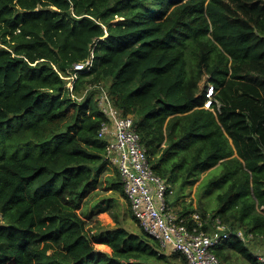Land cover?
<instances>
[{"label":"trees","instance_id":"trees-1","mask_svg":"<svg viewBox=\"0 0 264 264\" xmlns=\"http://www.w3.org/2000/svg\"><path fill=\"white\" fill-rule=\"evenodd\" d=\"M102 92L133 115L172 189L217 168L202 191L222 187L211 211L178 213L230 225L212 249L223 264L228 250L264 264L252 252L264 241V0H0V264H187L131 210L137 232L121 219L87 230L83 203L109 166ZM108 186L125 200L118 171Z\"/></svg>","mask_w":264,"mask_h":264},{"label":"built area","instance_id":"built-area-1","mask_svg":"<svg viewBox=\"0 0 264 264\" xmlns=\"http://www.w3.org/2000/svg\"><path fill=\"white\" fill-rule=\"evenodd\" d=\"M92 60L91 54L73 64L66 83L70 89L79 71L91 68ZM212 92L210 86L206 107L211 103ZM99 103L108 117V121L101 122L97 133L107 142L104 159L118 171L125 200L138 226L158 242L160 250L169 248L184 255L187 264H223L212 249L232 236L230 225L211 213L202 215L193 211L182 216L174 211L168 200L173 189L166 179L153 172L133 115L119 114L105 92L100 94ZM235 235L244 241L253 236L245 235L240 229ZM257 258L264 262V254Z\"/></svg>","mask_w":264,"mask_h":264},{"label":"rangeland","instance_id":"rangeland-1","mask_svg":"<svg viewBox=\"0 0 264 264\" xmlns=\"http://www.w3.org/2000/svg\"><path fill=\"white\" fill-rule=\"evenodd\" d=\"M213 169L197 171L196 181L192 184H187L182 190H180L178 184H175L173 187V193L169 196V201L172 203L171 208L176 212L184 209L194 210L197 209L201 203L206 209V212H210L215 206L216 194L222 189V187L217 184L211 187L208 192L202 193L205 181L215 173V170ZM116 171V168L111 165H109L108 168L105 166V169L98 177L97 186L94 190L90 191L91 193L89 192V196L83 203L82 212L83 215L87 216V230L89 232H95L101 227H114L119 219H121V224L128 230L132 232L138 231V227L134 223L135 221L130 217H127V215H129L128 212L130 211L129 206L126 203L127 201H125L124 198H121L116 190L109 189L108 179L114 177ZM106 199L110 200L107 201ZM258 246L264 248V241ZM258 246L253 248V250L259 249ZM166 249H164L165 255H172L171 250H168L169 248ZM225 264L251 263L239 253L233 250H228L227 261Z\"/></svg>","mask_w":264,"mask_h":264},{"label":"crops","instance_id":"crops-1","mask_svg":"<svg viewBox=\"0 0 264 264\" xmlns=\"http://www.w3.org/2000/svg\"><path fill=\"white\" fill-rule=\"evenodd\" d=\"M259 247V246H258ZM264 248H262V247H259V249L258 250H256L255 252H254V254H255V257L257 258V255H263L264 254V250H263ZM167 250V249H166ZM168 250H171V249H168ZM171 252H173V250H171ZM162 253L163 254H165V251L163 250L162 251ZM258 259V258H257ZM259 260V259H258ZM248 261V260H247ZM260 261V260H259ZM262 262V261H261ZM159 264H175V263H159Z\"/></svg>","mask_w":264,"mask_h":264},{"label":"clouds","instance_id":"clouds-1","mask_svg":"<svg viewBox=\"0 0 264 264\" xmlns=\"http://www.w3.org/2000/svg\"><path fill=\"white\" fill-rule=\"evenodd\" d=\"M210 86H212V85H209L208 87H207V90H206V94L208 93V90H209V88H210ZM213 88V87H212ZM212 97H213V92H212V95H211V101H212ZM207 99H208V96L206 95V100H205V102L207 101ZM204 102V103H205ZM211 104V103H210ZM210 104H209V106H210ZM205 106V105H204ZM209 106H207V107H209ZM206 107V106H205Z\"/></svg>","mask_w":264,"mask_h":264}]
</instances>
